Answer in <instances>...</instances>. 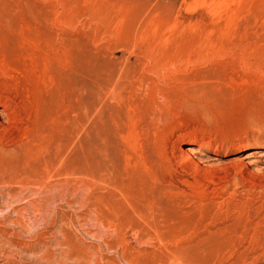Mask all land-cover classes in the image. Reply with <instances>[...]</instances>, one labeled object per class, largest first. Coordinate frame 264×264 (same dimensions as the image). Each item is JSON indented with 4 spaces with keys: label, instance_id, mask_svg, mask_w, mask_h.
<instances>
[{
    "label": "rangeland",
    "instance_id": "1",
    "mask_svg": "<svg viewBox=\"0 0 264 264\" xmlns=\"http://www.w3.org/2000/svg\"><path fill=\"white\" fill-rule=\"evenodd\" d=\"M0 264H264V0H0Z\"/></svg>",
    "mask_w": 264,
    "mask_h": 264
},
{
    "label": "bare ground",
    "instance_id": "2",
    "mask_svg": "<svg viewBox=\"0 0 264 264\" xmlns=\"http://www.w3.org/2000/svg\"><path fill=\"white\" fill-rule=\"evenodd\" d=\"M188 151V150H187ZM189 152H191V150H189ZM251 158V154H245V157H244V159L246 160V159H250ZM253 158V157H252ZM213 160V159H212ZM217 160V159H216ZM218 162H220L219 160H218Z\"/></svg>",
    "mask_w": 264,
    "mask_h": 264
}]
</instances>
